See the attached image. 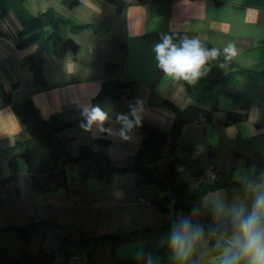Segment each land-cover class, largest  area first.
<instances>
[{"label": "trees", "instance_id": "1", "mask_svg": "<svg viewBox=\"0 0 264 264\" xmlns=\"http://www.w3.org/2000/svg\"><path fill=\"white\" fill-rule=\"evenodd\" d=\"M29 1L0 0V17L10 11L17 16L21 24V29L15 35L17 48L36 44L35 50L25 58V63L33 74L35 84L43 88L47 86L43 73L45 56L57 51V45L65 33L63 29L66 28L70 33H78L82 30H93L94 25L82 22L72 15L63 16L55 7H48L34 13L27 5ZM106 1L114 6L117 14H122L126 7L125 0ZM80 3L81 0H60V4L68 10L76 8ZM167 34L172 35L177 44L185 37L174 33ZM196 39L208 49H220L211 41ZM263 54L264 39L244 50V55L258 60L251 65L243 64L235 56L225 62L221 50L219 59L213 61L216 65L208 62L211 73L207 78L197 79L193 82V88L184 81L192 99L188 106L179 109L172 102L163 100V104L174 112L169 128L163 129L143 122L134 126L132 130L140 132L142 138L136 152L125 162L112 160L105 153L103 148L107 140L103 138H95L81 144L77 154H72L68 149L71 138L60 139V134L79 124H87L83 113L68 119L59 115L44 119L29 96L15 100L12 93L0 82V101L4 105L12 106L15 115L28 133L26 138L17 139L12 145L3 148L9 173L0 178V205L2 194H8L9 185L16 180V157L20 150V155L27 165L30 187L35 192H44L61 184L67 165L77 164L81 166L83 180L92 175L108 184L112 182L115 175H120L131 177L136 189L148 186L156 188L157 191L147 197V203L160 214L173 215V220L158 227L143 225L126 232L101 234H89L72 224L61 223L55 217H29L23 224L9 223L0 226V237L12 235L19 246V251L14 253L8 245L0 243V264H56L58 258L59 264H101L95 259L98 243L107 241L115 248L123 242L142 238L158 231H165L170 235L173 225L184 217L192 219L194 226L199 225L210 234L232 235L234 225L231 218L214 221L211 216V207L206 205V197L208 194L229 187L240 190L254 188L253 185L262 182L258 170L246 181H239L232 176V168L220 166L216 176L208 180L204 177L208 166H203L200 158L196 156L195 142L184 143L181 136L186 124L214 120V115L219 110L218 99L223 92L231 98L237 110L225 112L223 120L218 122L222 126L227 127L233 123L246 121L253 105L264 106ZM221 64L224 66L221 67ZM115 66L114 62L105 64L106 79L93 99L95 105L104 99L121 105L127 98V92L132 83L114 77ZM17 85L18 83L14 82L11 87L14 89ZM247 86L256 91L250 92L246 89ZM207 158L210 160L209 167L216 169L218 164L212 160L213 148H209ZM164 159H167V162L159 167L158 163ZM179 169L186 171L188 178L179 179ZM143 193L142 191L139 198L144 199ZM204 221L207 222L206 226ZM56 229L69 230V232L58 237L57 248H47L45 243L49 233ZM33 239L38 240L37 250L34 253L28 247ZM227 242L217 243L212 238H209L208 243L200 240L194 252L208 250L216 257L219 264V258ZM152 245L153 242H147L145 249L155 251L159 255L158 261L173 263L171 258L160 257L166 253L171 254L168 244L154 248ZM82 255L85 258L81 260L79 257ZM135 262L136 259H125L115 264Z\"/></svg>", "mask_w": 264, "mask_h": 264}, {"label": "crops", "instance_id": "2", "mask_svg": "<svg viewBox=\"0 0 264 264\" xmlns=\"http://www.w3.org/2000/svg\"><path fill=\"white\" fill-rule=\"evenodd\" d=\"M125 1L126 7L121 14V21L126 42L118 44L120 57L116 59V78L132 83L128 89L127 98L121 105H118L125 109L121 113H114L112 110L102 108L108 113V119L102 124L94 123L88 126L82 123L73 127V129L79 127V134L83 138H80L83 140L80 143L78 136L62 132L60 139L71 138L69 144H77L76 152L70 151L72 154H77L81 144L88 143L95 138H103L107 140L103 149L112 160L116 161L125 156L131 157L140 145L142 134L131 129L122 136L121 131L124 125L118 121L119 115L127 114L129 118H132L130 112L135 106L139 110L140 122L167 129L172 124L174 112L163 104V100L172 102L179 109L185 108L192 102L185 82L166 76L158 66L154 46L160 42L162 34L174 33L208 40L221 50L232 45L238 55H244V50L264 39V0ZM42 3L39 1L38 5L42 6ZM104 7L107 8L106 13L114 8L106 0H81L80 5L74 8V11H88L95 16H100L103 14L102 8ZM72 10L66 13L67 16H75ZM80 21L83 22V20ZM93 25V30L78 33L65 30L63 38L57 45V51L45 56L43 73L47 86L41 88L35 84L33 74L25 63V58L35 50L36 44L21 49L16 47L15 35L21 29V24L14 12H8L0 17V32L2 33L0 36V82L12 93L15 100L29 96L44 119H49L53 115L71 118L78 113H83L85 108L91 109L97 106L101 108L107 99L96 105L93 99L101 90L106 79L105 73L84 75L80 73L81 68L78 64V51L83 53L82 44L89 43L88 39L82 37L96 29L95 24ZM93 42L96 41L93 40ZM206 67L210 71L197 79H204L210 75L211 68L209 65ZM14 82L18 85L13 89L11 84ZM188 84L191 88L194 87L193 82H188ZM222 97L230 104L229 109L226 110H237V106L225 92L219 96L218 103ZM242 122L233 123L227 127L220 125L215 119L201 123H189L184 126L181 139L187 138L194 141L203 133L206 140L211 136L216 138L215 146L208 141V144L216 150L225 139H234V136L224 138L221 128L229 129ZM253 126L256 127L255 124ZM207 127H212V129L208 131ZM26 136L24 126L15 115L12 106L4 105L0 101V153L4 154V147ZM16 163L17 177L14 182H17L18 186H14L17 188V198H25V193L20 190V187L23 189L24 185L30 186V183L27 165L20 155V150ZM8 173L7 159L0 155V178ZM116 179L114 177L108 184L92 175L83 180L77 164L67 165L61 184L44 192H36L25 201L23 207H28L34 213L40 210V214L44 217H55L58 221V217L65 219L67 221L64 224L78 225L79 222L86 221L85 223L91 224V228L92 226L97 228L110 226L113 222L103 218L98 212L90 215L89 211L87 216H85L86 213L81 215L79 209L82 208V204L74 192L76 188H85L89 192L106 191L113 196L112 198L110 195L111 198L107 200L111 201L124 194L123 188L116 187ZM96 204L100 205L94 201V205Z\"/></svg>", "mask_w": 264, "mask_h": 264}, {"label": "rangeland", "instance_id": "3", "mask_svg": "<svg viewBox=\"0 0 264 264\" xmlns=\"http://www.w3.org/2000/svg\"><path fill=\"white\" fill-rule=\"evenodd\" d=\"M39 1H41V3L43 2L41 4L42 6L38 5ZM43 4L45 6H43ZM27 5L34 13L48 7H55L63 16H67L68 14L66 13L70 12V10L68 11V9L63 7L58 0H30ZM106 9L107 8L105 7L102 8L103 14L100 16H95L88 11L76 12L74 9L72 10L74 11V17L83 20V22L90 21L89 23H93L96 26L94 31H90L87 35L82 37L89 41V43L82 44L84 46L83 53L78 51V64L81 68L80 73L84 75H102L103 73H106L105 64L107 62H114L116 66L113 75L116 77V59H119L120 57L118 44L126 42V38L122 31L121 14H117L115 8L106 13ZM64 30H66V28H64L63 31ZM93 40L96 42H93ZM79 46H81V44H79ZM235 57L246 65H251L258 61L257 59L249 57V55H238V53H236ZM262 59L264 60V54L262 55ZM104 61L107 62L104 63ZM210 62L211 64L216 65L212 60H210ZM246 89L250 92L251 90L256 91L250 86H247ZM218 106L220 110L216 112L214 117L217 123L224 118L225 112L231 111L226 110L229 109L230 104L224 101L223 97L219 101ZM258 107L259 106L256 104L252 106L249 111L248 120L242 122V124L233 125L229 129L221 128L222 132H224V138L234 136V139H225L216 150L213 148L212 160L219 165H216V169L209 167L210 160L207 158L208 150L209 148H212L208 144V141L215 146L217 142L216 138H212L210 134V139L206 140L202 133L199 135V138L193 141L196 145V156L200 158V162L203 166H208L204 174L206 179H213L220 166L232 168V176L239 181H246L256 170H258L259 176L262 179V182H257L253 185L254 188H249V190L253 189L251 192L249 190H240L234 187H229L216 193L208 194L206 197V205L211 207V216L214 221H223L224 218L230 217L227 213L222 216L215 215L214 206L217 202H223L228 209H231L233 205L238 203H243L250 208L256 189L264 188V106L261 105L259 108ZM102 108L109 111L112 110L114 113H121L123 112L122 110L125 109V107H119L112 103L109 99L105 101L101 109ZM253 124H255L256 127L253 126ZM211 129L212 127H207L208 131ZM25 132L28 136L26 129ZM65 132L78 136L79 143L83 141L80 140L82 135L79 134V127L74 129L70 128ZM182 141L186 143L190 140L185 138L182 139ZM68 149L71 152H76L77 144H69ZM0 155L5 156L1 153ZM128 158L129 156H125L116 161L125 162ZM166 162L167 159H164L158 163V166L161 167ZM78 170L81 171L80 165H78ZM115 177L117 178L115 182L116 187L123 188L124 193L122 197H115V200L112 199L111 201H107L108 198H111L109 197L111 193H107L106 191L89 192L85 188H76L74 192L75 195L79 197L80 203L82 204V208L79 209L81 215L82 213H86L85 216H87L89 211L90 215H95L98 212L103 218L112 221L113 225H105L102 228L92 226L91 228V224L85 223L86 221H84L79 222L78 225L75 224L74 226L89 234H97L103 232H126L136 227H142L143 225L158 227L173 220L172 214H160L154 207L147 203V197L155 193L157 191L156 188L148 186L136 189L131 177H122L120 175H115ZM184 178H188L187 172L179 169V179ZM14 185L18 186L17 182L11 183L9 185L8 194L4 193L1 196L0 226L9 223L23 224L29 217L43 218L44 216L40 214V210L34 213L32 210H29L28 207H23L25 201L29 200L36 192L33 191L29 185H24V188L22 189L20 187V190L25 193V198H17V188ZM142 191L144 192V199L139 198ZM94 201L100 203V205H94ZM58 219L62 223L67 221L60 217H58ZM66 219L68 218L66 217ZM204 225H207L206 221H204ZM68 232L69 230H51L45 246L47 248H57L59 246L58 237L67 234ZM169 236V233H166L165 231H158L142 238L138 237L132 241L123 242L115 248L109 242L103 241L98 243L96 247L95 259L101 264H115L125 259H136V262L132 264H168L158 261L157 258L159 255L151 249L146 250L145 245L147 242H153L152 248L155 246L166 245L168 244ZM231 236L232 235L210 234L204 231V237L201 240L208 243L209 238H212L219 243L222 241H228ZM13 237L14 236L12 235H3L0 237V243L8 245L12 252L17 253L19 251V246ZM37 246L38 240L33 239L28 247L29 250L34 253L37 250ZM160 257L171 258L173 260L172 264H181V262L177 261L172 256V254L166 253ZM84 258L83 255L79 257L81 260ZM59 261L60 259L58 258L56 264H59ZM183 264H217V259L206 250L203 252H193L189 259L183 262ZM241 264H243V262H241Z\"/></svg>", "mask_w": 264, "mask_h": 264}, {"label": "clouds", "instance_id": "4", "mask_svg": "<svg viewBox=\"0 0 264 264\" xmlns=\"http://www.w3.org/2000/svg\"><path fill=\"white\" fill-rule=\"evenodd\" d=\"M154 51L158 66L166 76L189 83L195 82L210 71L206 67L208 62L218 60L221 56L220 49H208L196 38L185 36L177 44L169 34L161 35ZM235 55L232 45L223 49L225 62ZM220 66L223 67L224 64ZM83 116L88 126L94 123L102 124L108 119V114L98 106L85 108ZM130 116L132 119L127 114L117 117L124 125L122 136L140 123L139 110L135 106L131 108ZM214 213L217 216L229 214L234 225V232L221 253L219 264H264V188L256 189L250 208L238 203L228 209L223 202H217ZM203 237V228L194 226L192 219L184 217L173 225L168 247L172 256L183 264L193 254L197 243Z\"/></svg>", "mask_w": 264, "mask_h": 264}]
</instances>
